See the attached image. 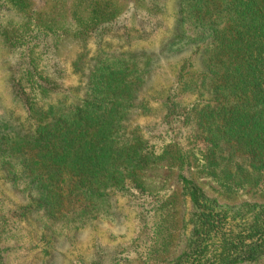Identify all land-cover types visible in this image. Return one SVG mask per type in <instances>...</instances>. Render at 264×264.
Returning <instances> with one entry per match:
<instances>
[{
	"label": "rangeland",
	"instance_id": "1",
	"mask_svg": "<svg viewBox=\"0 0 264 264\" xmlns=\"http://www.w3.org/2000/svg\"><path fill=\"white\" fill-rule=\"evenodd\" d=\"M150 1L0 0V264H264V256L236 260L239 247L229 244V235L251 226L264 191L249 185L227 191L201 173L190 125L173 128L176 114H168L174 102L190 108L198 100L194 91L176 94L175 75L185 60L200 70L196 52L209 39L189 25L177 29L181 0H168L161 13ZM95 12L112 16L113 30L93 26L83 33ZM102 54L137 62L132 76L148 80L135 93L129 128H140L151 155L137 177L125 178L124 189L100 192L102 199L91 200L78 219L58 214L57 202L41 200L37 179L15 154L12 131H32L33 124L9 79L32 72L23 62L34 57L39 72H66L73 99H82L90 66L110 64ZM73 60L82 65L51 67ZM183 179L201 189L215 215L216 228L200 246L199 211Z\"/></svg>",
	"mask_w": 264,
	"mask_h": 264
},
{
	"label": "trees",
	"instance_id": "2",
	"mask_svg": "<svg viewBox=\"0 0 264 264\" xmlns=\"http://www.w3.org/2000/svg\"><path fill=\"white\" fill-rule=\"evenodd\" d=\"M167 1L150 3L161 13ZM94 14L83 33L93 26L113 30L112 16ZM184 25L209 40L196 52L198 72L191 60L177 68L176 94L194 91L198 100L190 108L178 102L167 107L169 115L176 114L173 128L190 125L199 170L219 187L228 191L249 185L264 191V0H181L177 29ZM102 55L110 64L94 61L82 99H73L66 72H39L34 57L23 62L32 72L9 79L23 96L33 124L32 131L19 126L12 131L15 154L37 179L41 200L57 202L58 214L78 219L87 214L91 200L102 199L100 192L124 189L125 178L137 177L135 171L146 165L150 154L140 128H129V115L137 108L135 93L148 80L132 76L137 62ZM82 62L54 61L51 67L62 65L66 71L68 66L78 69ZM182 182L199 211L195 244L200 246L216 228L215 215L208 211L201 189L186 179ZM229 237V244L239 247L236 260L264 256V206L253 212L251 226Z\"/></svg>",
	"mask_w": 264,
	"mask_h": 264
}]
</instances>
